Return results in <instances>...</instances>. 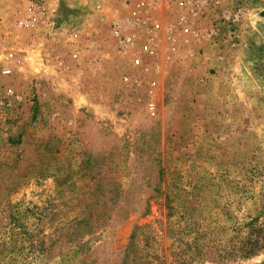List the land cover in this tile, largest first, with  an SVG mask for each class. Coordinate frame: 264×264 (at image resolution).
<instances>
[{
  "label": "rangeland",
  "instance_id": "obj_1",
  "mask_svg": "<svg viewBox=\"0 0 264 264\" xmlns=\"http://www.w3.org/2000/svg\"><path fill=\"white\" fill-rule=\"evenodd\" d=\"M30 2L0 0V264H264V0L135 91L112 57L66 72L81 0L18 28Z\"/></svg>",
  "mask_w": 264,
  "mask_h": 264
},
{
  "label": "built area",
  "instance_id": "obj_2",
  "mask_svg": "<svg viewBox=\"0 0 264 264\" xmlns=\"http://www.w3.org/2000/svg\"><path fill=\"white\" fill-rule=\"evenodd\" d=\"M238 1L81 0L83 14L78 22L82 23L78 29L66 30V72L71 66L83 79L88 72L101 73L103 59L112 57L126 89L138 90L136 73H159L167 52L179 43H189L199 32H204L209 44L227 45L247 14L246 7ZM55 13L48 2L31 0L26 14L15 21L16 26L35 29L41 22H56ZM66 22H75L73 13H66ZM199 22L214 23L198 31ZM13 57V52L6 56L10 60ZM11 71L10 65L2 69L4 74ZM147 106L155 112V100H148Z\"/></svg>",
  "mask_w": 264,
  "mask_h": 264
},
{
  "label": "trees",
  "instance_id": "obj_3",
  "mask_svg": "<svg viewBox=\"0 0 264 264\" xmlns=\"http://www.w3.org/2000/svg\"><path fill=\"white\" fill-rule=\"evenodd\" d=\"M251 250H247L246 252L249 253Z\"/></svg>",
  "mask_w": 264,
  "mask_h": 264
}]
</instances>
